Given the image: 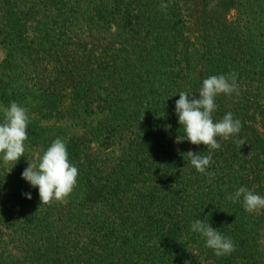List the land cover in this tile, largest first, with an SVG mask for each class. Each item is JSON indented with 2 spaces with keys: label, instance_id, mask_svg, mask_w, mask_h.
Returning a JSON list of instances; mask_svg holds the SVG:
<instances>
[{
  "label": "trees",
  "instance_id": "16d2710c",
  "mask_svg": "<svg viewBox=\"0 0 264 264\" xmlns=\"http://www.w3.org/2000/svg\"><path fill=\"white\" fill-rule=\"evenodd\" d=\"M161 2L0 0V105L30 116L25 155L0 161V264H264V209L227 198L264 195V0ZM220 73L238 94L216 97L214 119L231 111L245 142L217 137L208 176L186 153L207 146L175 140L174 102ZM56 137L77 184L41 204L21 172ZM205 215L231 254L189 231Z\"/></svg>",
  "mask_w": 264,
  "mask_h": 264
},
{
  "label": "clouds",
  "instance_id": "9594fccd",
  "mask_svg": "<svg viewBox=\"0 0 264 264\" xmlns=\"http://www.w3.org/2000/svg\"><path fill=\"white\" fill-rule=\"evenodd\" d=\"M162 0L160 8H166ZM238 94V84L234 73L212 74L202 79L195 93L178 91L179 97L175 100L174 111L178 123L183 127V138L176 136V142L188 140L193 144H204L208 152L201 155L199 152L188 150L190 164L196 171L211 176L208 171L212 160L213 150L220 147L217 137L221 139L235 138L240 144L245 142L241 132V121L231 111H227L219 119H214L217 107L216 97L223 93ZM177 93V92H176ZM172 96V95H171ZM170 97V96H169ZM30 116L27 108L15 100L8 105H0V161L7 164L17 162L25 155V141ZM28 159L27 166L22 170L21 177L31 187L37 189L41 204L52 201L67 203L69 194L77 184L78 167L70 160L65 141L54 138L49 146L39 154L38 158ZM13 164V166L15 165ZM26 198L31 199L30 191L23 192ZM233 202L239 201L245 211L256 212L264 209V195L248 188L239 186L234 193L227 197ZM197 217L189 224V231L197 233L202 238L205 247L213 250L217 257L231 254L235 250L233 240L213 227L209 219ZM184 264H190L185 261Z\"/></svg>",
  "mask_w": 264,
  "mask_h": 264
},
{
  "label": "rangeland",
  "instance_id": "374dc122",
  "mask_svg": "<svg viewBox=\"0 0 264 264\" xmlns=\"http://www.w3.org/2000/svg\"><path fill=\"white\" fill-rule=\"evenodd\" d=\"M4 57H5V51H4V49L0 46V62L3 60ZM57 123H62V121H61V120H58ZM95 148L99 149V147H95ZM101 152H102V155H103V156H107L108 154L111 153V151H110L109 148H103V149L101 150ZM35 153L38 154V150H36ZM37 157H38V156H36V158H37ZM263 238H264V237H263Z\"/></svg>",
  "mask_w": 264,
  "mask_h": 264
}]
</instances>
